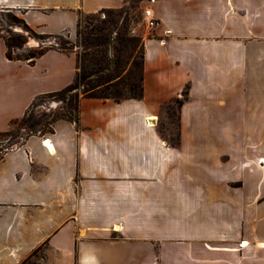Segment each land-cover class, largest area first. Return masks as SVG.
I'll return each instance as SVG.
<instances>
[{"label": "crops", "instance_id": "0c3cea01", "mask_svg": "<svg viewBox=\"0 0 264 264\" xmlns=\"http://www.w3.org/2000/svg\"><path fill=\"white\" fill-rule=\"evenodd\" d=\"M125 0H0L41 34ZM143 97H82L0 161V264H264V0H143ZM0 131L67 87L74 51L9 59ZM177 108L176 139L161 130ZM245 241L244 245L241 243Z\"/></svg>", "mask_w": 264, "mask_h": 264}, {"label": "trees", "instance_id": "16d2710c", "mask_svg": "<svg viewBox=\"0 0 264 264\" xmlns=\"http://www.w3.org/2000/svg\"><path fill=\"white\" fill-rule=\"evenodd\" d=\"M107 11L108 18L99 19V12L81 14L77 27L76 42L67 41L72 44L71 49H81L76 53L77 73L73 83L60 91L52 92L68 99L67 110L60 116L52 112L45 113V120L35 119L31 114V106L24 116L15 119L11 125L22 122L23 132H12L11 130L0 131V161L5 153L14 146L23 142L33 134L53 133L52 123L57 119L79 121V101L82 97H93L100 99H112L120 102L125 99H141L143 97V62L144 45L141 37L127 36L126 26L119 37L114 39L110 36L112 29L117 26L118 18L123 12L121 8L102 9ZM12 12V11H10ZM28 31V35L42 38L36 50L26 47L27 38L16 37L9 42L5 37L0 36L7 46V57L9 59L26 60L33 63L36 58L43 55L47 50L55 48L69 52L71 49L58 44L57 39L62 35L41 34L30 27L21 17L14 16ZM11 34L9 31H7ZM117 40V41H116ZM43 42V44H42ZM74 42V43H73ZM15 49H28L27 54L14 55ZM181 101H178V107ZM65 108V105H60ZM38 128V129H37ZM29 259V258H28ZM21 264H25L28 260Z\"/></svg>", "mask_w": 264, "mask_h": 264}, {"label": "rangeland", "instance_id": "374dc122", "mask_svg": "<svg viewBox=\"0 0 264 264\" xmlns=\"http://www.w3.org/2000/svg\"><path fill=\"white\" fill-rule=\"evenodd\" d=\"M142 1L143 0H125V4L122 7L123 12L118 18L117 26L112 29V33L110 34L111 37H113L114 39L119 37V35H121V33L123 32L125 26L127 28V36L140 37L138 34L145 27L141 23L143 12V8H141ZM14 16L20 17L16 13L8 11L7 8L0 7V36L5 37V39H7L9 42H11V40L16 37L23 39L27 38L25 46L36 50L37 46L41 43L42 38L34 35H28V31L24 29L23 25L18 20L14 19ZM98 16L99 19L102 20L104 18H108L109 14L107 11H100ZM132 28H136V33H131ZM7 31H9L11 34H9ZM68 40L69 39L66 35H62V37L57 39V42L59 45L71 49L72 44H68ZM74 42H76V40ZM29 50L27 49L25 51L24 49H15L13 50V54L15 56H21L22 54H27ZM70 51H74L75 53H77L81 51V49H71ZM71 95L72 94H69L66 98L59 95H54L52 93L40 95L31 106V114L34 115L35 119H41L42 121L46 119V116H44L45 113L48 114L52 112L55 116H60L67 110V106L69 103L68 99ZM184 97L185 92L180 95L179 100L175 101L173 105L167 108L165 114L162 117L161 130L164 134L169 135L173 139L177 138L179 132L177 113L178 101L182 100ZM60 105H65V108H60ZM21 126L22 122L18 120L17 123L9 127V130H11L12 132H23ZM43 256L44 250L39 249L25 262V264H42Z\"/></svg>", "mask_w": 264, "mask_h": 264}, {"label": "built area", "instance_id": "2783aa9c", "mask_svg": "<svg viewBox=\"0 0 264 264\" xmlns=\"http://www.w3.org/2000/svg\"><path fill=\"white\" fill-rule=\"evenodd\" d=\"M150 2H155V0H149ZM141 23L149 30L157 27L159 24V21L154 17L153 11L151 6H147L143 12L141 17ZM131 33H136V28L131 29ZM245 241L241 243V245H244Z\"/></svg>", "mask_w": 264, "mask_h": 264}]
</instances>
